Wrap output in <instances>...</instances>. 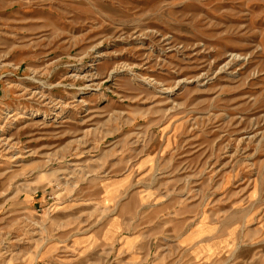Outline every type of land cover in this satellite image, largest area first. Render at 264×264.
I'll return each mask as SVG.
<instances>
[{
    "label": "rangeland",
    "instance_id": "374dc122",
    "mask_svg": "<svg viewBox=\"0 0 264 264\" xmlns=\"http://www.w3.org/2000/svg\"><path fill=\"white\" fill-rule=\"evenodd\" d=\"M0 264H264V0H0Z\"/></svg>",
    "mask_w": 264,
    "mask_h": 264
}]
</instances>
